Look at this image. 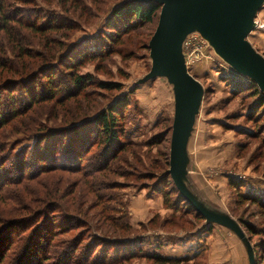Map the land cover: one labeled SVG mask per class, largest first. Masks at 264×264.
Segmentation results:
<instances>
[{
  "label": "rangeland",
  "instance_id": "374dc122",
  "mask_svg": "<svg viewBox=\"0 0 264 264\" xmlns=\"http://www.w3.org/2000/svg\"><path fill=\"white\" fill-rule=\"evenodd\" d=\"M128 1L140 2L3 0V12L21 26L10 21L8 34L0 30V117L5 124L0 123V149L5 148L0 158L6 157V151L13 154L11 176L22 161L27 173H36L0 190V221L29 216L53 198L66 207L68 216L81 220L77 228L54 238L52 249L43 251L41 258L30 248L27 264L70 263V255L63 259L60 253L72 240L76 259L87 256L98 264H155L153 254L182 259V264H248L236 235L206 224L167 173L173 86L164 76L145 78L152 64L148 43L159 12L150 23L109 30L114 9ZM6 21L0 15V29ZM254 23L246 40L264 59V3ZM182 54L189 74L203 88L186 144V185L206 207L242 226L256 263L264 264V94L198 32L185 37ZM77 76L90 77L91 82L77 89L73 85ZM100 83L117 86L102 89ZM122 94H127L129 105L122 119L117 116L121 151H116L106 170L86 174V169L97 165L105 143L93 135V142L83 148L79 138L88 129L79 130L78 136L73 130L64 149L67 134ZM37 95L44 97L32 103ZM53 131L60 134L54 152L41 146L36 156L24 158L25 151L32 152L36 141ZM77 154L82 161H75ZM71 160L76 162L73 167L68 165ZM38 162L47 168L66 166L45 172L35 170ZM247 193V198L240 197ZM51 214L48 221L71 224L62 213ZM33 222L14 228L15 232L25 229L11 238L15 243L9 251H0L1 264H13L20 252L17 240L27 237L36 225L34 243L41 240L36 238L41 237L40 219ZM2 225L0 237L5 234ZM88 258L81 261L86 264Z\"/></svg>",
  "mask_w": 264,
  "mask_h": 264
},
{
  "label": "water",
  "instance_id": "95a60500",
  "mask_svg": "<svg viewBox=\"0 0 264 264\" xmlns=\"http://www.w3.org/2000/svg\"><path fill=\"white\" fill-rule=\"evenodd\" d=\"M160 6L156 29L148 49L152 61L146 79L164 76L173 86L174 114L169 150V174L180 196L207 224L222 226L240 240L254 264L252 245L237 221L206 207L186 185V144L198 114L203 88L185 65L182 43L198 32L214 51L242 76L250 78L264 94V59L246 40L264 0H137Z\"/></svg>",
  "mask_w": 264,
  "mask_h": 264
},
{
  "label": "trees",
  "instance_id": "16d2710c",
  "mask_svg": "<svg viewBox=\"0 0 264 264\" xmlns=\"http://www.w3.org/2000/svg\"><path fill=\"white\" fill-rule=\"evenodd\" d=\"M3 6H4V2H3V0H0V15L5 20H7L4 27L1 28L0 30H1V32H4V33L7 32V34H8V32H10L11 29L8 27L7 24L10 23V21L15 22V24H18L19 26H21V23L18 19L17 20L10 19V15H7L6 13L3 12V10H4ZM159 10H160V6L154 2H151V3H140V2H133V1L125 2L122 5H120L114 9L113 16H112V21H113L112 23L113 24L108 28H109V30H114V28L117 29L118 26H122L123 28H126V27H134V26H132L133 24L150 23L153 20V18L157 15ZM108 37H110V36L107 35V40H108ZM69 68L70 67H68L67 69L69 70ZM42 79L44 82H48L49 77L43 75ZM25 81L28 83L30 81V77H28ZM90 82H91L90 77L87 80L86 78H84L82 76H77L73 80V85L75 88L82 90L86 87V84H88ZM20 84L21 83H19V85ZM116 86L117 85H115L113 83H100L99 84V88H102V89H104V88L105 89H112V88H115ZM43 97H44L43 95L35 96L32 103L37 102L38 100H42ZM128 105H129V103H128L127 94L120 95L113 103H110L105 110H101L99 113H96L92 117L89 116V117L83 119L82 121H80L81 123L79 125H81V127L76 129L77 126H75V128L72 129V131H70L67 134L68 135V137H67L68 142L64 141L63 139L61 140L62 142L64 141V143H65V147H64V149H65L67 146H69V142L71 139L70 135L72 133L75 132V133H77L75 135L78 136L79 130L85 131L88 129L87 131H85V134L79 138L81 140V144H80L81 147L85 148L87 146V144L92 143L93 142V135H94V137L96 136L95 138H97V139H99L101 137L102 141H104V143H105L104 147H103L102 151L99 152L98 156L96 157L98 160L97 165L95 166V168H92L91 170L86 169V171H84V173L88 174L90 171H91V173H94L97 170H99L100 168H102L101 170H106V168H108L111 161L114 159L115 154H117V152L121 151V148L118 149V146L122 145V143L120 141L121 140L120 134H119L118 128L116 126L117 125L116 122H118L117 116H119V118L122 119V115L125 112ZM0 121H1L0 122L1 125L4 126L5 124L2 122L3 117H0ZM73 130H75V131L73 132ZM59 136H60L59 133H57L56 131H53V132L49 133L48 136L45 137L44 139L40 138L39 140L36 141L34 147L32 148V152H30V151L26 152L25 151L24 158H26L28 154H33V153H35V156H36L37 150L41 146H44L45 148H47L48 151L54 152V149L56 147H59V145H60V142H57V139L59 138ZM76 140H78V139L76 138L75 141ZM122 142H124V141H122ZM0 151L5 152V148L0 149ZM6 154H7L6 157L4 155V157L0 158V190L1 191L9 185H13L17 182L22 181V178H24L26 176L28 179L31 178L36 173L34 171H32L31 173H27V171H26L27 166H25L24 161H22L21 164L19 165V167L17 168V169H19V171H17V174H15L14 176H11L12 175L11 171H15V169L12 168V164H11L13 158L10 159V157L13 154L11 152L8 153L7 151H6ZM109 154H111V156H109ZM17 155L18 154H16V156ZM81 157L82 156L80 154H77L75 161L76 162L82 161ZM109 157L111 158V160H107ZM66 160L68 161V159H66ZM72 160H74V159H72ZM72 160L68 164L69 166H72V164L75 162V161L72 162ZM61 161H63V159H61ZM39 163L40 162H38V165H36L35 170L39 169V170H44L45 172L50 168H52L51 170H59V169L65 168V166H66V165H63L62 163H60V164H62L61 166H57L56 164H52V165H50L49 168H47V167H42V165H39ZM52 163H54V162H52ZM155 193L159 194V192H155ZM248 196H250L248 193L246 195L245 194L240 195V197H243V198H247ZM178 198H179V196H178ZM250 200H252V199H250ZM255 201H259V200L255 199ZM170 208H174V211L176 210L175 206H170ZM56 212L62 213V217L63 218L66 217V219L68 220V223L71 222V224L59 225V223L56 224V222H54L53 220H49V221H51V223H50L47 218L50 219L51 216L53 217V215L51 213H53L55 215ZM67 212L68 211H67L66 207L63 206L62 204H60V202L57 201V199L53 198L49 202H47L45 205H43L41 209L33 212L31 215L29 214V216H26V217L24 216L21 218L12 219L9 222L0 221V224L3 223V225H2L3 230H5L4 236L0 237V251H9L8 250L10 248L9 245L12 246V244L15 243V242H13V243L11 242V238L13 236H17L20 232H22L25 229V228H20L19 232H15L14 228L16 226H18L19 224H23L27 221H29L30 224H32V222L34 220L40 219L41 223H40L39 227L41 229V237L37 236L36 238H37V240H38V238L41 240L34 243L33 238L37 234V227H38L36 225L35 227L31 228V232L29 233V235L27 237L22 238L20 240H17V242H19L18 251H20V252H19L18 257L15 258L13 264H27L29 262V260L27 261V258L30 256V252H29L30 248L32 249V251H36V252L38 251L39 257L41 258L43 251L48 252L52 249V247L50 248V246H51L52 240L54 238H57L60 236L62 237V235H65L69 231L74 230L75 228L78 227L79 224H81V222H80L81 220L80 221L75 220L73 218V216H71V215L68 216ZM13 214H15V213H13ZM195 217L198 218V214L196 212H195ZM82 222H86L85 219H83ZM20 236H22V235H20ZM98 238L103 240V241H108L107 239H105V237H98ZM23 240H24V243L21 244L20 242ZM248 240L250 241L249 237H248ZM72 241H71V243L70 242L65 243L63 245V247L61 248L62 252L60 254L63 257V259L67 258L68 254L70 255V259H71L70 263L65 261L63 264H85L81 260L88 258V257L85 256L80 261H79V259H76L74 256L75 255L74 253L76 252L77 248L75 247L72 249V247H73ZM109 242H111V241H109ZM72 250H73V252L71 253ZM36 257H37L36 259L38 261V259H40V258L37 256V253H36ZM152 257H153L155 264H182V262H183L182 259L168 258V257H164V256L162 257V256H159L156 254H153ZM254 257H256L255 251H254ZM3 258H4V255H0V264L3 262L2 261ZM98 262H99L98 260L90 261V259L88 258L86 264H98ZM254 264H257L256 258L254 260Z\"/></svg>",
  "mask_w": 264,
  "mask_h": 264
}]
</instances>
